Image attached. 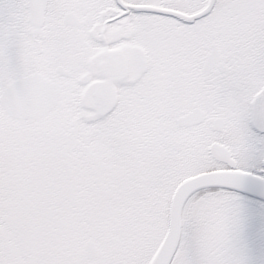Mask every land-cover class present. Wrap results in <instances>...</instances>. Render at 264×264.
Returning a JSON list of instances; mask_svg holds the SVG:
<instances>
[{"label": "snow or ice", "instance_id": "1", "mask_svg": "<svg viewBox=\"0 0 264 264\" xmlns=\"http://www.w3.org/2000/svg\"><path fill=\"white\" fill-rule=\"evenodd\" d=\"M0 264H264V0H0Z\"/></svg>", "mask_w": 264, "mask_h": 264}]
</instances>
